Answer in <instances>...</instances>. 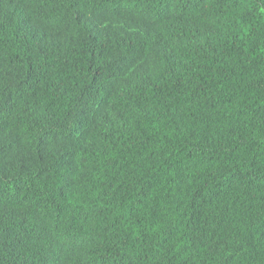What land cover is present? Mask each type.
<instances>
[{
  "label": "trees",
  "instance_id": "16d2710c",
  "mask_svg": "<svg viewBox=\"0 0 264 264\" xmlns=\"http://www.w3.org/2000/svg\"><path fill=\"white\" fill-rule=\"evenodd\" d=\"M0 264H264V0H0Z\"/></svg>",
  "mask_w": 264,
  "mask_h": 264
}]
</instances>
